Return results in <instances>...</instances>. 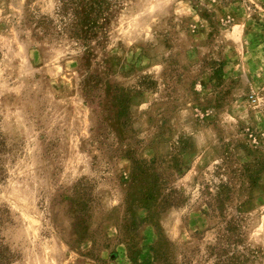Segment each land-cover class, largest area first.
Here are the masks:
<instances>
[{"label": "rangeland", "instance_id": "rangeland-1", "mask_svg": "<svg viewBox=\"0 0 264 264\" xmlns=\"http://www.w3.org/2000/svg\"><path fill=\"white\" fill-rule=\"evenodd\" d=\"M61 1L0 0V239L12 264H157L159 241L167 264H204L214 231L199 184L224 144L236 157L251 158L244 145L264 157V0H122L84 66L81 48L34 26ZM131 90L141 94L116 117L112 101ZM127 147L163 169L182 162L181 175L165 171L190 195L182 208L135 210L128 250L119 241ZM259 177L244 217L246 244L264 264ZM86 193L95 201L82 218L74 201Z\"/></svg>", "mask_w": 264, "mask_h": 264}, {"label": "trees", "instance_id": "trees-1", "mask_svg": "<svg viewBox=\"0 0 264 264\" xmlns=\"http://www.w3.org/2000/svg\"><path fill=\"white\" fill-rule=\"evenodd\" d=\"M121 5L122 0H62L52 16H39L33 23L41 36L50 40L65 37L81 48V55H77V58L80 65L84 66L87 65V57L92 55L96 47L99 48L100 35ZM89 81L86 79L84 87L92 90L91 80ZM140 86L141 90H148L152 81ZM141 90H131L122 96H116L112 101L116 107V117L120 118L128 113L130 100L141 94ZM84 92L87 94L86 90ZM120 125L126 127L125 122ZM1 139L0 137V154L4 149ZM192 148V145H186L183 149L191 151ZM232 150L233 148L230 149L229 145L224 144L219 162L209 173L210 180L199 184V195L196 198L199 211L212 221L209 230L214 231L213 240L204 249V264H257L258 251L246 244L244 207L251 192L257 187L260 173L264 171V157L260 153L252 157L247 145L241 150L247 158L251 157L250 159L236 157L232 155ZM121 154L130 161L127 176L121 177L124 187L122 207L125 213L120 225L123 231H119L122 235L119 241L128 250V247L135 243L131 236L141 223L134 215L135 210L162 213L170 208H182L188 204L190 195H186L173 184L172 175L182 174L183 163L178 159H171V163L163 169L164 161L161 159L138 157L129 147L122 150L119 155ZM169 168L175 172L166 173L165 170ZM1 174L0 167V176ZM80 184L84 190L88 188L87 183L80 181ZM94 201L93 195L81 194L74 201L75 212L82 218L86 217ZM164 248L165 245L161 241L152 248L153 263L167 264L163 259ZM127 257L130 261L129 251ZM16 259L17 255L0 239V264H12Z\"/></svg>", "mask_w": 264, "mask_h": 264}]
</instances>
